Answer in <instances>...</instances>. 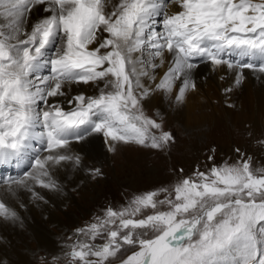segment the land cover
Segmentation results:
<instances>
[{
	"label": "snow or ice",
	"instance_id": "6c2138e0",
	"mask_svg": "<svg viewBox=\"0 0 264 264\" xmlns=\"http://www.w3.org/2000/svg\"><path fill=\"white\" fill-rule=\"evenodd\" d=\"M38 6L46 15L32 21ZM165 53L155 90L178 103L196 87L197 59L237 71V84L244 69L264 73V0H0V166H28L0 184L56 188L52 169L81 162L70 144L97 134L110 151L171 143L142 109L153 91L143 80H156ZM81 83L98 94L68 97L66 87ZM0 216L16 212L0 200ZM76 233L70 264H109L128 249L120 264H264V167L242 154L196 170L171 190L104 209Z\"/></svg>",
	"mask_w": 264,
	"mask_h": 264
},
{
	"label": "rangeland",
	"instance_id": "374dc122",
	"mask_svg": "<svg viewBox=\"0 0 264 264\" xmlns=\"http://www.w3.org/2000/svg\"><path fill=\"white\" fill-rule=\"evenodd\" d=\"M162 94L171 97L168 93ZM142 109L146 115L161 123L164 131L172 133L173 141L162 149L119 143L115 146L116 153L111 151V160L109 158L105 164L95 163L84 169L83 184L89 183V190L83 193L77 187H71L70 193L74 200H65L58 213L63 220L62 225L59 229L54 225L48 226L51 239L56 241L55 248L40 247L33 240H28V244L21 248L29 256L28 264H70L71 258L66 253L71 251L70 246L77 240V229L94 222L108 207L120 209L126 206L134 196L161 188L171 190L183 177L192 176L196 170L206 172L213 165L219 166L224 162L232 164L242 154L252 158L253 169L264 167V116L260 113L246 119L239 114L228 119L222 108L217 107L213 120L209 124L203 121L204 127L198 133L197 128L186 131L188 128L180 121H171L173 119L162 116L158 109L144 105L143 101ZM236 149L240 150L239 154ZM209 156L213 159L209 160ZM120 161L128 167H125L127 171L121 178L116 175V180L114 173H111L114 171V162ZM96 169L100 170L99 174ZM150 172L155 174L151 175ZM163 198V193L157 197ZM160 210H166V206ZM151 211L148 209L143 215ZM95 243H103V240L97 239ZM133 250L118 254L109 264H120ZM0 264H7V259L0 260Z\"/></svg>",
	"mask_w": 264,
	"mask_h": 264
},
{
	"label": "bare ground",
	"instance_id": "6f19581e",
	"mask_svg": "<svg viewBox=\"0 0 264 264\" xmlns=\"http://www.w3.org/2000/svg\"><path fill=\"white\" fill-rule=\"evenodd\" d=\"M168 10L171 13L180 9L175 4H169ZM44 15L46 13L43 11V6H38L33 11L31 20L36 21ZM170 60L171 56L165 53L164 66L156 70L155 81L144 78L145 86L152 88L153 91L143 100V103L158 109L162 116L173 119L171 121H180L188 128L186 131L197 128L199 133V130L204 127L203 121H207L209 124L213 120V113L217 107L222 108L228 119L238 114L244 119L256 113L264 116V73L244 69L240 83L237 84L235 82L237 71L227 68H214L210 62L197 59L198 67L192 72V79L196 87L189 89L183 102L178 103L173 94H170L171 97H165L166 94L163 96V91L155 90V84L167 71ZM226 89H230V91H226ZM78 92L95 95L98 90L97 86L91 83L72 84L66 87L68 97H72L73 93ZM60 99L63 101L64 98ZM214 101H216V105L213 104ZM195 121L198 123L195 124ZM68 154L79 155L81 162L78 165L71 161L65 162L52 169L56 188L30 185L31 190L17 188L14 192H8L6 187L0 184V198L17 214L14 218L0 216V260L7 259V264H28L29 256L21 249L22 245L28 244V240H33L40 247L44 245L45 248L49 247L48 249L55 248L56 241L51 239L52 235L48 226L54 225L56 229H59L62 225L63 220L58 213L65 200L70 198L74 200L70 188L77 187L78 191L83 193L88 191L89 183L83 184L84 169L95 165V163L105 164L113 156L102 134L94 135L84 142L73 141L69 146ZM114 163V171L111 174L114 173L115 179L116 175L121 178L127 171L125 167L128 166L123 161L122 163L121 161ZM135 174L137 175V173ZM150 174L154 175L155 172H150ZM94 188L96 187L92 189ZM34 192L37 195H34Z\"/></svg>",
	"mask_w": 264,
	"mask_h": 264
}]
</instances>
